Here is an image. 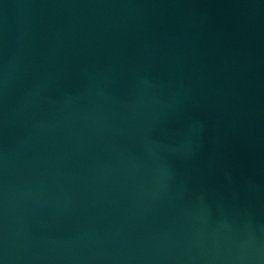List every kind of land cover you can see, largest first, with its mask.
Wrapping results in <instances>:
<instances>
[{"label":"water","instance_id":"obj_1","mask_svg":"<svg viewBox=\"0 0 264 264\" xmlns=\"http://www.w3.org/2000/svg\"><path fill=\"white\" fill-rule=\"evenodd\" d=\"M0 264H264V0H0Z\"/></svg>","mask_w":264,"mask_h":264}]
</instances>
